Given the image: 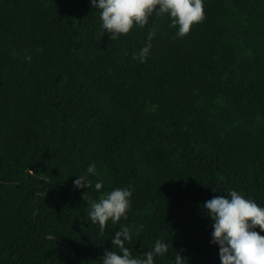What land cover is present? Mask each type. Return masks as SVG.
<instances>
[{
    "label": "trees",
    "instance_id": "1",
    "mask_svg": "<svg viewBox=\"0 0 264 264\" xmlns=\"http://www.w3.org/2000/svg\"><path fill=\"white\" fill-rule=\"evenodd\" d=\"M204 12L182 38L153 13L111 39L90 0H0V264H99L122 226L133 256L160 239L156 264H220L203 202L264 207V0ZM92 163L93 188H75ZM97 180L134 190L103 234L83 199Z\"/></svg>",
    "mask_w": 264,
    "mask_h": 264
},
{
    "label": "clouds",
    "instance_id": "2",
    "mask_svg": "<svg viewBox=\"0 0 264 264\" xmlns=\"http://www.w3.org/2000/svg\"><path fill=\"white\" fill-rule=\"evenodd\" d=\"M91 6L100 13L102 35L107 33L111 39L127 35L134 26L141 28L149 24V18L168 15L171 26L177 28L176 35L184 37L193 25L205 19L204 0H90ZM155 32L150 31L148 43L140 50L138 59L147 62L151 50V40ZM30 59V57H29ZM95 163L89 164L85 173L73 181L77 189H92L91 177L98 176ZM103 181L97 180L94 190L100 192L98 200L83 199L89 204L86 218L90 224L99 225L103 234L107 223L117 224L122 218L127 219L131 210L133 189L115 188L101 192ZM216 192L215 189H212ZM206 215L211 218L212 232L210 243L218 245L220 264H264V207L253 199L246 198L237 190H230L225 195L214 196L203 202ZM257 226L260 232L256 231ZM131 232L122 226L112 236L111 242L116 250H105L99 264H156L157 258L169 253L166 242L157 239L150 250L142 256H133L126 243L131 241ZM170 264H189V260L178 252Z\"/></svg>",
    "mask_w": 264,
    "mask_h": 264
}]
</instances>
